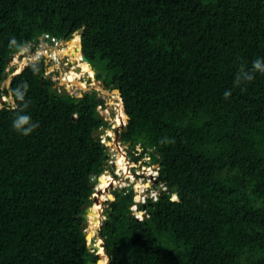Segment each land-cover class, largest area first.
<instances>
[{
    "label": "trees",
    "instance_id": "obj_1",
    "mask_svg": "<svg viewBox=\"0 0 264 264\" xmlns=\"http://www.w3.org/2000/svg\"><path fill=\"white\" fill-rule=\"evenodd\" d=\"M79 28L97 78L120 92L121 140L148 149L169 189L142 220L132 194L112 193L98 231L109 264H264V72L252 70L264 0H0V100L16 106L0 104V264L97 258L82 229L107 164L95 95L55 92L43 57L1 87L30 42ZM21 114L37 125L26 136Z\"/></svg>",
    "mask_w": 264,
    "mask_h": 264
},
{
    "label": "clouds",
    "instance_id": "obj_2",
    "mask_svg": "<svg viewBox=\"0 0 264 264\" xmlns=\"http://www.w3.org/2000/svg\"><path fill=\"white\" fill-rule=\"evenodd\" d=\"M80 29H82V28H79V29H77L78 31L80 30ZM77 30L76 31H74V32H72L68 37H64V38H66L67 39V41L68 40H70V38L72 37V35H73V33H76L77 32ZM43 36V35H42ZM80 34H79V40H78V46H77V49H78V51L80 52V55H83L82 54V52H81V43H80ZM38 42V41H37ZM37 42H30L31 44H35V43H37ZM16 44V41H15V39H13V40H11L10 41V46L11 45H15ZM76 47V46H75ZM33 48L34 47H32V45H30L29 46V51L30 52H32L33 51ZM24 49V48H23ZM23 49H21V50H23ZM20 50V51H21ZM20 51L18 52V53H16L17 54V56H21V54L22 53H20ZM77 51V50H76ZM15 54V55H16ZM14 57V56H13ZM12 57V58H13ZM32 57L33 56H31V59H32ZM41 57H43V56H41ZM41 57H38V60L41 58ZM11 58V59H12ZM20 58V57H19ZM30 58V57H29ZM43 59H44V57H43ZM81 59H82V57H81ZM38 60H36L34 63H27L26 65L25 64H20V67L19 68H21V67H23V69L26 67V66H28V65H33V64H35ZM77 59H75L74 61H76ZM26 61L28 62V59H26ZM83 61V60H82ZM9 62H10V60H8V63H7V67H6V69H5V72H7L8 74H11V73H13L14 71H16V70H19V68H14V67H12V68H9L8 69V65H9ZM22 62H23V60H22ZM78 62H79V60H78ZM46 63V62H45ZM47 65H48V63H46ZM74 65H76V64H74ZM49 66H47V68H48ZM47 68H46V70H47ZM8 69V70H7ZM252 70L253 71H260V72H264V61H261L260 59H257L256 61H254L253 62V64H252ZM70 72V71H69ZM81 75H84L83 73H81L79 76H78V78H76L81 84H83V85H85L84 84V82H83V80L80 78L81 77ZM46 76V75H45ZM87 76V75H86ZM86 76H84V80H85V77ZM47 77H50V76H47ZM93 77V73H92V75H91V77H88V79H90V78H92ZM242 77H243V79H245V80H251V79H253V76L249 73V72H244L243 71V69H242ZM6 78H4V80H5ZM66 79V78H65ZM65 79H64V82H59V81H55V86H54V88L56 89V92H59L58 90H60V89H64V87H63V84H68L69 85V83L67 82V80L65 81ZM240 79H241V76H238L237 77V83H239V81H240ZM3 80V81H4ZM62 80V79H61ZM85 81H88V80H85ZM59 83V85H57ZM60 83H62V85H60ZM6 86H8L7 84H6ZM27 84H25V85H23V88L24 89H27ZM83 89H85V88H83ZM65 90V89H64ZM63 90V91H64ZM117 89H112L111 90V97H113V100H114V98H115V102H116V100H119V102H120V95H119V93L116 91ZM83 93V92H82ZM70 94V93H69ZM231 93H230V91H226L225 93H224V96H225V98H227L229 95H230ZM13 95L15 96V99L16 100H20V101H23L24 100V92L20 89V88H17L16 90H14V93H13ZM70 95H74V96H77V97H82L83 96V94H70ZM3 97H7V96H3ZM2 99V98H1ZM11 99V98H10ZM2 101H4V100H1L0 102H2ZM12 101L13 100H11V103L10 104H13L12 103ZM114 102V101H113ZM1 104V103H0ZM108 105V104H107ZM113 105H114V103H113ZM120 106H121V103H120ZM12 107L13 108H15L16 106L13 104L12 105ZM108 107L110 108V107H112L111 105H108ZM112 109L114 110V107H112ZM114 113H115V115H116V112H115V110H114ZM100 114V113H99ZM101 115V114H100ZM102 116V115H101ZM117 116V115H116ZM121 118H122V122L121 123H119V124H116V122H115V119L114 120H112L111 119V121H108L109 123H108V125L110 124L111 126L112 125H114V126H116V128H119L121 131L125 128V125H126V122L127 121H125V115H124V111L122 110V106H121ZM112 121H113V123H112ZM103 126V125H102ZM102 126H100V128H99V130H97V132L95 133V137L98 139V141H99V143L103 146V144L101 143V141H100V139H99V137H98V135L97 134H99V131H100V129H101V127ZM37 127V125L36 124H34V123H32L31 122V118H30V116H28V115H23V114H21V115H18L14 120H13V128L15 129V130H17V131H20L23 135H29L35 128ZM110 130H111V128H110ZM109 129H108V131H110ZM113 135H114V140L116 141V142H119V140H117V138H118V135H117V132L116 133H114V131H113ZM109 140H111V138H110V136H109V139L107 140V141H109ZM129 144V143H128ZM121 144L119 143V145L117 146L116 145V149H121V146H120ZM140 147L141 149H143V152H145L146 154H145V156H149V159H151V155H150V153L148 152V149H145V148H142L141 146H140V144H136L135 146H132V147H130V148H135V147ZM103 149L104 150H107V156L105 157V158H107V164H106V166H105V168H104V170L102 171V173L101 174H103V173H109L110 174V176H111V178H112V180H113V182L108 186V188H107V190H108V193H110V191H111V198L112 199H110V198H106L105 200H102V202L100 203V205L102 206V208H101V210H100V212L102 213L103 212V210H105V208L107 207V205H108V203L107 202H109V201H113L114 200V198H115V196H113V192L114 191H116V190H114V185H116V183H118V182H120L119 181V179L120 178H117L116 177V175H117V172H115V167L114 166H111L109 163H108V161L109 160H115V162H116V164L117 165H120L119 164V162L117 163V153H115V151H111L108 147H103ZM136 157H134V159L133 160H129V155H127L126 157V160H128V161H130L131 163H136V161L137 160H140L141 161V158H139V156H140V154L139 153H137V152H135V154H134ZM130 156H131V154H130ZM152 163V162H151ZM152 164H157V163H152ZM152 164H150V163H148V165H147V167H149V171L151 172L152 171V173H150V172H148V175H147V178L143 181V182H141V177L142 176H140V174L139 173H136V170H133L134 168L133 167H131L130 168V171L132 172L131 174H132V177H130V176H128L127 175V172L125 171V172H123V171H121L120 172V174H118V175H121V174H123V176H124V180L125 181H127V183H129L127 186H129V185H131V190L128 192L127 190H126V187L125 186H123V188H122V191H123V189L125 190V191H123V192H121V193H123V195L124 194H126V193H128V194H132V200L129 202V204H128V208H129V210H130V215L132 216V217H134L135 219H137V220H142L144 217H147L148 215H149V212H148V210H147V206H150L151 205V203L152 202H155L157 199H158V197H162L163 195H164V193H169V189L166 187V185L164 184V183H162V182H158L157 181V176H158V170H159V165H158V167H156L155 168V165H152ZM144 166V165H143ZM111 167V169L113 168V170L112 171H109L108 169ZM152 168H155V169H153L152 170ZM130 173V172H129ZM100 174V175H101ZM100 175L98 176V178H97V183H98V181L100 180ZM97 183L93 186V193L91 194V200H92V204H94L95 202H93V198L94 197H99L100 195H101V193H100V191H98L97 190ZM141 185L143 186L142 187V189H141ZM136 186H138V187H136ZM137 188H140V190L138 191L137 190ZM154 192L156 193V196H154L155 194H154ZM140 193H142V196L140 197ZM170 198H171V200H173V201H176V200H178V196L176 195V194H171V196H170ZM87 207H90L91 208V205H89V206H87ZM101 213H100V217L102 216L101 215ZM139 213V214H138ZM84 215V214H83ZM103 220H104V218H105V213H103ZM87 221H88V219H87ZM84 222H85V219H84ZM83 222V223H84ZM103 223V221L101 222V224ZM99 224V223H98ZM100 224V225H101ZM100 225H99V229H100ZM88 226H89V221H88V225H87V227H84V225H83V232L85 233V235H86V239H87V234H86V232H85V230L88 228ZM96 234V233H95ZM94 235V234H93ZM98 238H101L100 236H98ZM104 241V240H103ZM97 241H94V243H96ZM86 245H87V247H88V244H87V241H86ZM104 247H105V245H104ZM89 249H90V251L92 252V254H93V256H96L97 258H96V260L93 262V261H88V262H91V264H98V259H100V255L98 254V252H97V250L96 249H91L90 247H88ZM103 248V247H102ZM105 256H106V254H104ZM110 259V258H109ZM109 263V262H108ZM88 264V263H87ZM101 264H107V259H105L104 261H102L101 262Z\"/></svg>",
    "mask_w": 264,
    "mask_h": 264
},
{
    "label": "rangeland",
    "instance_id": "obj_3",
    "mask_svg": "<svg viewBox=\"0 0 264 264\" xmlns=\"http://www.w3.org/2000/svg\"><path fill=\"white\" fill-rule=\"evenodd\" d=\"M78 31V30H77ZM74 34L75 33H73V35H72V37L70 38V40H68V43H72L73 45L72 46H70L69 47V50L67 51V53L68 54H71V49H72V51H74L75 50V52H77L76 51V49H73V47L74 46H76L77 47V44H78V40L75 42V38H77V37H75L74 36ZM75 43H77V44H75ZM33 51H34V48H33ZM20 53H22L21 54V56H20V58H18V56H17V54L16 55H14V57L10 60V62H9V65H8V69L9 68H12V67H14V68H19L20 67V64L22 63V64H24V62L26 61V58L30 55V54H28L27 53V51L24 49V50H21L20 51ZM78 53V52H77ZM79 54V53H78ZM72 56H73V54H71ZM79 56L80 57H82V55H80L79 54ZM34 58V57H33ZM22 60H23V62H22ZM33 60V59H32ZM72 60H74V59H72ZM47 66H53L52 64H50V63H48V65ZM67 66V65H66ZM69 66L70 65H68L67 67L68 68H66V67H64L63 65H61L60 66V71H61V74H60V76H59V78H62V77H65L66 78V75L64 74V72H66L67 73V75L69 76V78L67 79H65V81L67 80V82L69 83V85L68 84H63V87H64V91L65 92H67V93H72V94H74L75 92L76 93H78V94H80V92H81V88L79 89V87H83V84H81V83H77V81H75V78H76V74H75V70L73 71V69L72 68H69ZM7 69V70H8ZM70 71V72H69ZM73 71V72H72ZM52 73V74H51ZM47 75L48 76H50V78L51 79H53V78H55V75H56V72L54 73V70H52L51 71V68H49V72H47ZM80 75V74H79ZM82 76V75H81ZM61 82H64V79H62L61 80ZM7 84V79H5L3 82H2V85H1V87H3V86H5ZM57 85H59V83L57 84ZM60 85H62V83H60ZM62 89H60V90H58V91H63ZM83 94V93H82ZM97 96H100L99 94H97ZM114 97V96H113ZM113 97H106L105 99H104V101H105V103L106 104H108V105H111L112 107H114V105H113V103H115V98H114V100H113ZM2 99L5 101V102H7L8 104H10L11 103V99H10V97L8 96V97H2ZM4 101H2V102H4ZM114 101V102H113ZM1 102V103H2ZM97 108H99V106H97L96 107V109ZM100 112H101V114H103V115H105L106 113L104 112V110H99ZM107 116V115H106ZM108 117L109 118H111L112 120H114L115 119V117H116V115H115V113H114V110H113V112L110 114V115H108ZM112 123H113V121H112ZM111 132V136L113 137V140H114V135H113V131H110ZM110 142H111V140H109ZM116 142V141H115ZM121 145V149H119L118 148V153H117V160L120 158V156H121V154L120 153H123L124 155H125V157H123V163H125V160H126V155H129V160L131 161V160H133L134 159V157H136L134 154H135V152H137V153H139L140 154V156H139V158H141V161L139 162V163H137V165H139V166H137V167H135L133 170H138L139 171V174H140V176H142L141 177V182H143L146 178H147V175H148V172H150L149 171V167H147V165H148V163H150V164H152L151 163V159H149V156H145V152H143V149H141L140 147H135V148H130V149H128V151L125 149V151L126 152H124V145H123V143H120ZM130 154H131V156H130ZM118 162H122V159L120 158V160L118 161ZM144 165V166H143ZM152 165H155V168L156 167H158V165L157 164H152ZM155 168H152V170L153 169H155ZM109 171H112L113 170V168L111 169V167L108 169ZM130 173H132L131 171H130ZM150 173H152V171L150 172ZM119 174H120V172H119ZM116 177L117 178H120L119 179V181L120 182H118V183H116V185H114L113 187H114V190H116V191H122V188H123V186H127L129 183H127V181H125L124 179L126 178H124V176H123V174H121V175H116ZM111 183H112V181H111ZM106 184H109V181H106ZM142 185H141V189H142ZM137 190L139 191L140 190V188H137ZM108 192H106L105 194H107ZM110 193H111V191H110ZM104 194V195H105ZM121 194H123V193H121ZM154 196H156V193L154 192ZM140 195V197L142 196V193H140L139 194ZM103 200V199H102ZM91 206H92V203H91ZM98 205H94V207H91L90 208V211H89V213H88V221H89V226H88V228L85 230V232H86V234L88 235H90L91 234V232L90 231H92L93 233H94V235H90L89 236V238H87L86 239V241H87V244H88V247H90L91 249H94L93 247H92V245H93V243H94V241H99L100 240V238H98V235L97 234H95L96 233V229L99 227V225L101 224V222L103 221V213H104V210H103V212L101 213V217L99 218V224L97 225V223H96V225H95V223H94V219L95 220H97L98 218L96 217L97 216V214H98ZM94 212H96V214H94ZM139 214V213H138ZM88 237V236H87ZM99 250H101V248H99ZM98 261H99V259H98Z\"/></svg>",
    "mask_w": 264,
    "mask_h": 264
},
{
    "label": "built area",
    "instance_id": "obj_4",
    "mask_svg": "<svg viewBox=\"0 0 264 264\" xmlns=\"http://www.w3.org/2000/svg\"><path fill=\"white\" fill-rule=\"evenodd\" d=\"M32 45L34 47V51L30 52L29 51V46ZM24 49L27 51L28 54H30L26 59H28V62L25 61L24 64L26 65L27 63H34L36 60H38V57L43 56L45 59L46 63H50L53 66H49L45 72V75H47V72H49V68H51V71L54 70V73L56 72L55 78H53V81H61V79H65V77L59 78L61 71H60V66L61 65H68V64H78V60L74 61L72 60L73 57L71 54H68L67 51L69 50V45L68 41L66 38H57L50 36L48 34H44L43 36L39 37V41L35 44L29 43V45L25 46ZM23 49V50H24ZM73 49L77 50V47H73ZM31 56L32 59H31ZM30 57V58H29ZM52 74V73H51ZM66 78L68 79L69 76L66 74ZM78 78V77H77ZM71 94V93H70ZM74 94H77L76 92ZM114 110L116 112V117H115V122L116 124H119L122 122L121 118V106L119 100H116L114 103ZM120 119V120H119ZM114 126V125H112ZM106 134L110 136L111 142L106 140ZM101 143L103 144V147H108L111 151H118L116 149V145H119V142H115L113 140V137L111 136V132L106 130V133L102 134L99 131V134H97ZM140 160H137L136 163H131L128 160H125V164H123L122 167H119V165L116 164L115 160H109L108 163L111 166L115 167V172L119 174V172H127V175L132 177V174L130 172V168L137 167V163H139ZM136 173H139L138 170H136Z\"/></svg>",
    "mask_w": 264,
    "mask_h": 264
},
{
    "label": "bare ground",
    "instance_id": "obj_5",
    "mask_svg": "<svg viewBox=\"0 0 264 264\" xmlns=\"http://www.w3.org/2000/svg\"><path fill=\"white\" fill-rule=\"evenodd\" d=\"M79 34H80V31H77L74 34V36L77 37V38H75V42L77 40H79ZM75 44H77V43H75ZM68 45L70 47L73 44L72 43H68ZM77 46H78V44H77ZM77 52L80 54V52L78 51V49H77ZM77 52H75V50L72 51V49H71V54H73V56H72L73 59L74 60L77 59V60H79V62L76 65L70 64L69 68H72L73 71L75 70V74L77 75L76 78L79 76V74L85 73V72H88V74L92 75V73H93L92 69L89 68V66H88V64L86 62L82 61L81 57L79 56V54ZM76 78H75V81H77V83H80ZM80 88L82 89L81 92H80V94H82V92L84 90L83 89L84 87H79V89ZM120 154H121L120 158L122 159V162H119V164H120L119 167H122L123 164H125V163H123V157H125V155L123 153H120ZM120 158L117 160V163L120 160ZM106 181H109V184H106ZM111 181L113 182L110 174L109 173H103V174L100 175V180L98 181V183L96 185L97 186V190L100 191L101 195L99 197H97L96 202L94 204H92V206H91V207H94L95 204L99 206L98 207V211H97L98 214L96 216L98 219L97 220L94 219L95 225H96V223H97V225L99 223V218H100V213H101L100 210L102 208V206L100 205V203L102 202V199H104V196L106 195L105 193L108 192L107 188L111 184ZM136 187H138V186H136ZM94 214H96V212H94ZM90 232H91L90 235L92 236L94 233L92 231H90ZM90 235L88 234L87 235L88 236L87 238H89ZM99 248H101V250H99ZM96 250H97L98 254L101 256V258L98 261V264H101V262L106 259V256L104 255L106 253H105V251L103 250V248L101 246V240H99V241L96 242Z\"/></svg>",
    "mask_w": 264,
    "mask_h": 264
},
{
    "label": "flooded vegetation",
    "instance_id": "obj_6",
    "mask_svg": "<svg viewBox=\"0 0 264 264\" xmlns=\"http://www.w3.org/2000/svg\"><path fill=\"white\" fill-rule=\"evenodd\" d=\"M68 65H70V64H68ZM67 66H64V67L68 68ZM64 74L66 75L67 73L64 72ZM83 74L84 75H82L80 77L83 80L84 84H85L83 86L85 88L83 90V94L84 93L91 94V95L93 94L96 97L95 100L97 98L100 99L98 103H95V100H94V103L96 104V107L99 106V108H97V109L95 107V109H96L95 114L96 113H100L101 114V112L99 111L101 109L104 110V112L106 113L105 115L101 114L105 121H104V125L100 129V132L102 134H104V133H106V130H108V129L110 130V128H111L110 131H114V133L117 132V135H118L117 140H119V143H123V145H124V152H126L125 149L128 151V149H130V146H129L128 143H124L121 140V138H120L121 130L119 128H116V126H111L110 124L108 125V123H109L108 121H111V118H109L108 115H110L113 112V109H112V107H110V108L108 107V105L105 103L104 99L106 97H111V90L112 89H107L105 87L103 81L101 79H98L97 76H93L92 78L88 79V81H85L84 80V76L87 75L88 77H91V75L88 74V72H85ZM97 94H99L100 96H97ZM108 139H109V136L106 134V140H108ZM115 153H118V151H115ZM96 234L98 235L97 232H96Z\"/></svg>",
    "mask_w": 264,
    "mask_h": 264
},
{
    "label": "water",
    "instance_id": "obj_7",
    "mask_svg": "<svg viewBox=\"0 0 264 264\" xmlns=\"http://www.w3.org/2000/svg\"><path fill=\"white\" fill-rule=\"evenodd\" d=\"M79 31H80V36H81V35H82V32H83V29H80ZM19 57H20V55L18 56V58H19ZM82 60L88 64V66H89L90 69H92V71H93V76H98V70H97L95 67H92V66L89 64L87 58H86L84 55H82ZM22 70H23V67L19 68V70H16V71H14V72L11 73V74H7V75H5L4 78L7 79V85L9 84L11 78H12L14 75L20 73ZM85 80H88V76L85 77ZM116 91H117V92L119 93V95H120L119 90H116ZM55 92H56V90H55ZM1 100H3V99H1ZM1 100H0V101H1ZM99 100H100V99L97 98V99L95 100V103H98ZM0 103H1V102H0ZM12 103H14V102L12 101ZM120 103H121V106H122V110L124 111L125 121H127V120H128V116H127L126 113H125L124 106H123V101H122V98H121V97H120ZM95 115H96L97 117H99L103 122L105 121L104 118H103L99 113H96ZM107 153H108L107 150H104V151H103V157H104V158L107 156ZM126 190L129 192V191L131 190V185L127 186V187H126ZM96 199H97V198L94 197V198H93V202H96ZM110 199H112V198L110 197ZM89 211H90V207H86V208H85V213H84V215H83V217H84V219H85V222L83 223L84 227H87V225H88V221H87V219H88V213H89ZM98 230H99V228L96 229L95 231L98 233ZM100 240H101V246L103 247V250H104L105 253H106L107 264H109L108 262H109V258H110V253H109V251L104 247V241H103V239L100 238ZM92 247H93L94 249H96V243H93ZM88 264H91V262H88Z\"/></svg>",
    "mask_w": 264,
    "mask_h": 264
}]
</instances>
